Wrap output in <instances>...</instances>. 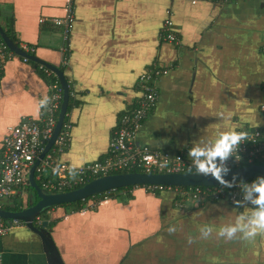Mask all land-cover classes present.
<instances>
[{
  "label": "crops",
  "instance_id": "1",
  "mask_svg": "<svg viewBox=\"0 0 264 264\" xmlns=\"http://www.w3.org/2000/svg\"><path fill=\"white\" fill-rule=\"evenodd\" d=\"M67 3L74 18L65 54L53 19L65 16ZM168 9L178 45L160 38ZM0 25L47 62L61 67L67 57L77 100L60 155L69 165L108 153L119 117L140 95L139 78L152 69L158 98L137 145L188 155L198 141L231 128L264 131V0H0ZM37 65L13 55L0 70V155L10 127L42 116L48 82ZM221 111H231V119L221 120ZM18 194L23 201L19 189L8 200ZM174 201L173 191L135 186L124 199L109 197L94 208H51L48 229L65 264H264V234H216L254 207L188 200L179 209ZM169 225L177 231L169 234ZM204 226L213 228L207 239L199 236ZM0 252L1 264H47L39 237L23 226L0 237Z\"/></svg>",
  "mask_w": 264,
  "mask_h": 264
},
{
  "label": "built area",
  "instance_id": "2",
  "mask_svg": "<svg viewBox=\"0 0 264 264\" xmlns=\"http://www.w3.org/2000/svg\"><path fill=\"white\" fill-rule=\"evenodd\" d=\"M195 1V0H193ZM167 16L163 20L160 30V38L164 42L178 45L179 39L175 32L171 30L172 20L169 9ZM73 10L71 3H67V12L64 17L53 19V23L62 30L63 45L61 51L67 52V33L72 26ZM264 50V45H263ZM14 54L0 39V70L4 62ZM62 58V67L66 63V55ZM48 80V95L43 105V113L40 119L23 118L21 121L9 128L2 140V150L0 155V203L8 199L14 191L23 189L28 183V172L32 164L44 149L45 142L51 137L56 126L58 113L62 100V88L56 75L39 65ZM157 71L148 70L138 81L140 95L134 106L123 112L119 117L115 128L112 130L108 153L101 159L86 163L80 166H72L60 161L61 153L66 149L70 140L71 123L64 120L59 133L52 146L40 159L36 170L48 172L52 178L43 182V188L51 192H63L72 189L84 181L85 176H103L119 173L123 170L132 171L138 167L139 172L150 173H187L195 172L191 158L185 151L169 155L157 149L146 146H139L135 142V137L143 121L153 110L158 91L154 85L153 76ZM264 112V105L261 106ZM239 131L247 133V139L241 142L234 155L225 164L229 170L242 166L243 164L264 163V131L258 127L242 128ZM253 180L233 183L231 187L224 185L204 187L193 186L181 189L178 186L144 185L148 190H170L177 193L179 198L175 199L176 206L182 208L187 200L193 202L226 200L236 205H251L244 200L245 185ZM105 193L94 200L93 206L101 200L109 198ZM41 218L36 219L40 224ZM24 223L19 219L6 220L0 216V237L14 227H21ZM2 259L0 256V264Z\"/></svg>",
  "mask_w": 264,
  "mask_h": 264
},
{
  "label": "water",
  "instance_id": "3",
  "mask_svg": "<svg viewBox=\"0 0 264 264\" xmlns=\"http://www.w3.org/2000/svg\"><path fill=\"white\" fill-rule=\"evenodd\" d=\"M165 14L166 15L164 19L167 16L166 11ZM171 30L174 31L173 24L171 26ZM0 36L6 47L10 51H12L16 57L21 58L25 61H30L34 64L43 65L44 67L51 70L58 78L62 88V100L56 126L53 130L51 137L45 142L44 149L39 155V158L35 160L28 172V180L30 186L33 189V192H25V198L23 199L22 204L19 208L6 209L0 207L1 217L6 220H21L24 223V228L32 231L39 237L47 264H65L54 241V238L52 237V234L48 229V212L51 208L60 207V204H71L76 201L84 200L90 196L106 192L108 190L128 186L163 185L178 187H211L221 185L212 177H204L202 175L197 174L196 172L150 173L139 171H127L98 176L78 188L70 189L63 192H51L39 186L34 179V171L36 166L39 164L40 159L44 157L46 152L52 146L57 134L61 129L62 123L67 116L70 84L68 83L65 77L64 71L61 70L60 67L41 59L33 53H29L28 50L23 49V47L16 44L7 35L1 25ZM168 154L175 155L170 153ZM262 176H264V163H251L235 167L229 170L228 174L224 176V180L229 181L231 182V184H233L253 180L257 177ZM173 195L175 196V192H173ZM93 203V200H89L86 204V207L90 205V207L94 208L95 206H93ZM61 208L64 209V207ZM39 217H41L42 220L40 224H37L36 219ZM0 256L1 259H3L1 252Z\"/></svg>",
  "mask_w": 264,
  "mask_h": 264
},
{
  "label": "clouds",
  "instance_id": "4",
  "mask_svg": "<svg viewBox=\"0 0 264 264\" xmlns=\"http://www.w3.org/2000/svg\"><path fill=\"white\" fill-rule=\"evenodd\" d=\"M44 103L45 100H42L40 106H43ZM217 116L221 120H230L232 112L221 111L217 113ZM246 139V132L231 128L219 133L214 139L198 141L188 151V156L194 165L193 169L199 175L210 176L221 185L231 187V182L224 180V176L229 171L225 162L234 155L238 145ZM244 200L248 201L254 208L249 214L238 216L234 223L220 227L216 231L219 237L226 240H252L257 235L264 234V176L257 177L250 184L245 185ZM166 231L169 234L175 233L177 227L169 225ZM212 232V227L204 226L200 228L199 236L201 239H207ZM187 242L191 244L192 238L188 237Z\"/></svg>",
  "mask_w": 264,
  "mask_h": 264
},
{
  "label": "trees",
  "instance_id": "5",
  "mask_svg": "<svg viewBox=\"0 0 264 264\" xmlns=\"http://www.w3.org/2000/svg\"><path fill=\"white\" fill-rule=\"evenodd\" d=\"M5 32L7 33V35L18 45H20V41L17 39L13 29L9 26L4 27ZM1 39V36H0ZM2 40V39H1ZM29 53H33L32 51L28 50ZM39 66V64L37 65ZM61 70L64 71L65 73V68L64 67H60ZM40 72L42 73V75L44 74L43 71L41 69H39ZM44 77L46 78V76L44 75ZM65 77L69 83V78L67 76V74H65ZM49 79L46 78V81L48 82ZM70 84V83H69ZM77 100L74 99L73 95H72V88L71 86H69V103H68V111L71 109L72 105L76 102ZM65 120H67V116L65 118ZM244 165V164H243ZM132 171H140L141 169L138 167H135L133 169H131ZM122 172H126L125 170H123ZM52 178V175H50V173L48 172H39L38 170L34 171V179L36 181V183L43 187V182L48 181L49 179ZM95 177L93 176H85L84 177V181L82 183H79L78 185H76L74 188H78L80 186H82L83 184H85L86 182L90 181L91 179H94ZM28 183L25 185V187L22 189L24 192L30 193L33 192L32 187L29 184V180L27 181ZM135 186H128V187H121V188H117V189H112V190H108L106 192L100 193V194H96L94 196H90L84 200H80V201H76L74 203L71 204H60V207H64V208H69L72 211H78L80 209H82L89 200H95L98 197L103 196L105 193H108L110 195V197H119V198H125L128 196V191L133 188ZM181 189H186L188 187H180ZM201 188H204V186H202ZM21 189H19V192L22 191ZM70 190V189H69ZM175 198H179L178 194H175ZM22 204V198L20 197V195H16L14 197H12L11 199H5L4 201H2L0 203V207L6 208V209H11V208H19ZM41 218V217H40Z\"/></svg>",
  "mask_w": 264,
  "mask_h": 264
},
{
  "label": "flooded vegetation",
  "instance_id": "6",
  "mask_svg": "<svg viewBox=\"0 0 264 264\" xmlns=\"http://www.w3.org/2000/svg\"><path fill=\"white\" fill-rule=\"evenodd\" d=\"M162 41H163V40H162ZM163 42H164V41H163ZM175 199H176V198H175ZM187 201H188V200H187ZM187 201H186V202H187ZM190 201H191V200H190ZM186 202L184 203V206H182V208H181V209H184V208H186V205H187V203H186ZM192 202H193V201H192ZM194 203H197V202H194ZM174 204H176V203H175V201H174ZM84 207H85V206H84ZM84 207H83V208H84ZM179 209H180V208H179Z\"/></svg>",
  "mask_w": 264,
  "mask_h": 264
},
{
  "label": "rangeland",
  "instance_id": "7",
  "mask_svg": "<svg viewBox=\"0 0 264 264\" xmlns=\"http://www.w3.org/2000/svg\"><path fill=\"white\" fill-rule=\"evenodd\" d=\"M237 206H239V205H237Z\"/></svg>",
  "mask_w": 264,
  "mask_h": 264
}]
</instances>
